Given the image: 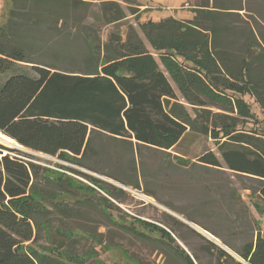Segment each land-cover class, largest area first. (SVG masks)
Returning a JSON list of instances; mask_svg holds the SVG:
<instances>
[{
    "label": "trees",
    "instance_id": "1",
    "mask_svg": "<svg viewBox=\"0 0 264 264\" xmlns=\"http://www.w3.org/2000/svg\"><path fill=\"white\" fill-rule=\"evenodd\" d=\"M95 1L9 0L6 22L0 26V131L19 145L139 189V184L124 179L137 175V156L141 158L143 150L169 156L167 151L188 131L219 138L221 120L211 121L206 110V100L218 103L217 95L203 76L210 80L223 76L231 81L232 90L251 94L264 109V34L259 27L256 36L248 23L214 12H200L187 23L174 18L149 22L141 30L156 57L132 27L125 38L120 29L103 41L88 22V7ZM101 10L105 25L126 18L111 2H103ZM179 58L192 68L180 67L174 61ZM225 111L233 113L234 108ZM224 138L218 153L205 152L199 164L251 179L264 199L263 136L225 130ZM4 151L19 152L0 144V264H83L77 258L89 253L66 250L64 241L44 255L34 249L44 222L52 220L42 221L39 216L46 210L29 199L42 177L41 167ZM105 156L117 167L110 174L103 170ZM25 198L23 205L18 204ZM171 209L210 231L247 264H264L260 231L237 248L194 216ZM59 211L62 216L64 210ZM174 224L171 232L188 248L181 230L203 243L188 249L189 255L171 233L163 231L186 264H204L202 256L216 264H242L187 224L177 219Z\"/></svg>",
    "mask_w": 264,
    "mask_h": 264
},
{
    "label": "rangeland",
    "instance_id": "2",
    "mask_svg": "<svg viewBox=\"0 0 264 264\" xmlns=\"http://www.w3.org/2000/svg\"><path fill=\"white\" fill-rule=\"evenodd\" d=\"M204 1L97 0L88 7V22L100 31L103 41L108 39L111 31L119 32L120 29L125 38L126 30L132 27L158 57V53L148 44L141 25L158 23L167 18L187 23L199 16L200 12H207L202 10ZM103 2L119 5L126 18L117 24L105 25L101 10ZM235 2L225 0V6H233ZM9 9V0H0V26L6 22ZM174 61L180 67L192 68L191 63L187 64L181 58ZM202 79L217 95L218 103L206 100V110L212 114L211 121L221 120L216 132L219 138H215L214 133L204 136L188 131L176 147L167 151L170 158L162 151L143 150L142 157L137 156V175L123 178L131 185L139 184V189L82 168L72 161L13 149L0 142L8 150L23 153L4 151L5 155L10 154L41 167L39 173L42 177L38 187L29 196L44 212L46 210L47 213L39 216L42 221L52 218L50 224L44 222L41 239L34 246L40 255L47 254L46 250L56 249L64 241L66 250L77 255L89 253L77 258L83 264H186L163 231L171 233L188 254V249H198L203 243L181 230L179 234L185 236L187 244L191 245L188 248L171 232L170 229L175 226L174 219L180 220L174 214L190 222L171 208L194 216L199 223L205 224L209 230L217 232L237 248L252 240L258 231L264 236V199L257 192V183L226 168L214 170L198 162L199 156L207 151L218 153L219 142L225 141V130L257 133L264 138V109L251 94L232 90L231 81H225L223 76H219V80H210L206 76ZM180 102L194 116L192 107L183 99ZM231 108H234L233 113L225 111ZM213 114H220L222 118ZM225 116H228L227 119ZM103 159L104 172L112 173L117 168L115 161L110 160L109 156ZM115 188L124 193L115 191ZM144 195L152 198L153 202ZM27 200L20 199L18 204L23 205ZM106 206H110V209ZM59 210H64L62 216H59ZM190 223L205 230L198 224ZM62 229L74 231L66 233ZM68 243L71 248H68ZM202 260L204 264H216L209 257L202 256Z\"/></svg>",
    "mask_w": 264,
    "mask_h": 264
},
{
    "label": "crops",
    "instance_id": "3",
    "mask_svg": "<svg viewBox=\"0 0 264 264\" xmlns=\"http://www.w3.org/2000/svg\"><path fill=\"white\" fill-rule=\"evenodd\" d=\"M202 10L232 14L236 21L248 23L256 36H258V27L264 34V0H236L235 5L227 7L225 6V0H206L202 5Z\"/></svg>",
    "mask_w": 264,
    "mask_h": 264
},
{
    "label": "water",
    "instance_id": "4",
    "mask_svg": "<svg viewBox=\"0 0 264 264\" xmlns=\"http://www.w3.org/2000/svg\"><path fill=\"white\" fill-rule=\"evenodd\" d=\"M0 133H2L0 131ZM3 134V133H2ZM4 135V134H3ZM8 140H3V143L12 147L13 149H17V150H21V151H25V152H30V153H37L34 152L32 150L26 149L23 146L19 145L15 140H13L12 138L4 135ZM37 154H41V153H37ZM42 155V154H41ZM174 214V213H173ZM175 217H177L178 219H180L181 221H183L184 223H186L187 225H189L190 227H192L193 229L197 230L199 233H201L203 236L207 237L209 240H211L212 242H214L216 245H218L220 248H222L223 250H225L226 252H228L231 256H233L235 259H237L239 262H241L242 264H247L243 259H241L237 254H235L234 252H231L229 249H227L216 237H214L213 235H211L209 232L195 226L194 224L186 221L185 219H183L182 217L174 214Z\"/></svg>",
    "mask_w": 264,
    "mask_h": 264
},
{
    "label": "bare ground",
    "instance_id": "5",
    "mask_svg": "<svg viewBox=\"0 0 264 264\" xmlns=\"http://www.w3.org/2000/svg\"><path fill=\"white\" fill-rule=\"evenodd\" d=\"M2 139H3V140H8V139H7L2 133H0V142L3 143ZM143 197H145L147 200L153 202V199H152V198L147 197V196H145V195H144Z\"/></svg>",
    "mask_w": 264,
    "mask_h": 264
}]
</instances>
